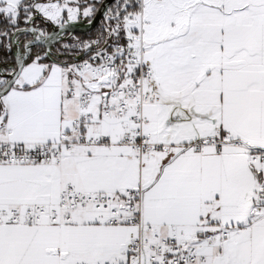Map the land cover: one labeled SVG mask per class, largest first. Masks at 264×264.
<instances>
[{"label": "snow or ice", "instance_id": "6c2138e0", "mask_svg": "<svg viewBox=\"0 0 264 264\" xmlns=\"http://www.w3.org/2000/svg\"><path fill=\"white\" fill-rule=\"evenodd\" d=\"M0 264H264V0H0Z\"/></svg>", "mask_w": 264, "mask_h": 264}, {"label": "water", "instance_id": "95a60500", "mask_svg": "<svg viewBox=\"0 0 264 264\" xmlns=\"http://www.w3.org/2000/svg\"><path fill=\"white\" fill-rule=\"evenodd\" d=\"M99 20H97V24H98ZM96 25L94 24L93 26H87L86 28H80L78 26H76L74 23H71L69 26H68V33H71V34H86V33H89L91 32L93 29H95ZM53 31H56V32H60V34H68V33H64V32H61V30L57 27L56 29H54Z\"/></svg>", "mask_w": 264, "mask_h": 264}, {"label": "trees", "instance_id": "16d2710c", "mask_svg": "<svg viewBox=\"0 0 264 264\" xmlns=\"http://www.w3.org/2000/svg\"><path fill=\"white\" fill-rule=\"evenodd\" d=\"M39 23H40V21L38 20V24H39ZM47 27H48L49 31H53L54 29L57 28V27H55V26H53V25H51V24H48ZM94 30H95V29H93L91 32L86 33V34H71V35H73V36H78V37H82V38H87L88 35H89L90 33H92ZM71 35L66 34V36H71Z\"/></svg>", "mask_w": 264, "mask_h": 264}, {"label": "rangeland", "instance_id": "374dc122", "mask_svg": "<svg viewBox=\"0 0 264 264\" xmlns=\"http://www.w3.org/2000/svg\"><path fill=\"white\" fill-rule=\"evenodd\" d=\"M53 26H54V25H53ZM87 26H88V24L85 23V25L82 26V27L86 28ZM61 35L64 37V42H68V41H70V40H71V36H73V35H71V36H66V34H61Z\"/></svg>", "mask_w": 264, "mask_h": 264}, {"label": "crops", "instance_id": "0c3cea01", "mask_svg": "<svg viewBox=\"0 0 264 264\" xmlns=\"http://www.w3.org/2000/svg\"><path fill=\"white\" fill-rule=\"evenodd\" d=\"M76 26L80 27V28H83L82 26L85 25L86 22H83V21H77V22H73ZM55 27H58L56 25H54Z\"/></svg>", "mask_w": 264, "mask_h": 264}]
</instances>
